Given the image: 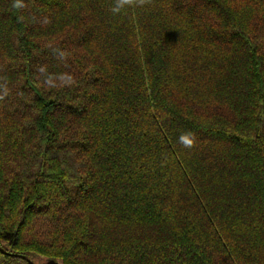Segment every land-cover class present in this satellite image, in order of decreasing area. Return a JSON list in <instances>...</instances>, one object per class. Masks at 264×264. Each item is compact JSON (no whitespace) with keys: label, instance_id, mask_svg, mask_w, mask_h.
<instances>
[{"label":"trees","instance_id":"1","mask_svg":"<svg viewBox=\"0 0 264 264\" xmlns=\"http://www.w3.org/2000/svg\"><path fill=\"white\" fill-rule=\"evenodd\" d=\"M13 3L0 264H264V0Z\"/></svg>","mask_w":264,"mask_h":264},{"label":"clouds","instance_id":"2","mask_svg":"<svg viewBox=\"0 0 264 264\" xmlns=\"http://www.w3.org/2000/svg\"><path fill=\"white\" fill-rule=\"evenodd\" d=\"M151 3V0H115V4L112 7L111 11L113 13H119L125 7L138 6L143 7L144 5ZM25 5L23 0H14L13 7L23 8ZM63 55V54H62ZM39 72L44 74L43 84L48 88H57L64 86H71L75 81L71 74L69 73H60V74H48L46 73V68L41 67ZM3 97H0L2 99ZM180 142L185 147L194 146V136L191 133L183 134L180 136Z\"/></svg>","mask_w":264,"mask_h":264},{"label":"rangeland","instance_id":"3","mask_svg":"<svg viewBox=\"0 0 264 264\" xmlns=\"http://www.w3.org/2000/svg\"><path fill=\"white\" fill-rule=\"evenodd\" d=\"M28 257L35 264H47L50 261L48 258L38 256V255H34V254H30V256H28Z\"/></svg>","mask_w":264,"mask_h":264}]
</instances>
